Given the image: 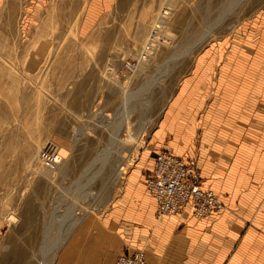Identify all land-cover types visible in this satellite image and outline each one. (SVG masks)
<instances>
[{
  "label": "rangeland",
  "instance_id": "rangeland-1",
  "mask_svg": "<svg viewBox=\"0 0 264 264\" xmlns=\"http://www.w3.org/2000/svg\"><path fill=\"white\" fill-rule=\"evenodd\" d=\"M236 1L0 0V224L27 221L36 241L47 226L53 244L62 219L64 239L101 222L203 56L242 49L264 0ZM163 11L151 56L125 77ZM49 145L54 166L37 161ZM178 159L202 187L197 158Z\"/></svg>",
  "mask_w": 264,
  "mask_h": 264
},
{
  "label": "crops",
  "instance_id": "crops-1",
  "mask_svg": "<svg viewBox=\"0 0 264 264\" xmlns=\"http://www.w3.org/2000/svg\"><path fill=\"white\" fill-rule=\"evenodd\" d=\"M248 27L242 49L203 56L101 222H79L64 239L60 220L54 244L47 226L36 241L27 221L0 224V264H113L137 250L147 264H264V10ZM162 148L197 158L202 187L223 212L201 221L189 210L156 218L144 182Z\"/></svg>",
  "mask_w": 264,
  "mask_h": 264
},
{
  "label": "built area",
  "instance_id": "built-area-1",
  "mask_svg": "<svg viewBox=\"0 0 264 264\" xmlns=\"http://www.w3.org/2000/svg\"><path fill=\"white\" fill-rule=\"evenodd\" d=\"M161 14L162 20H158L151 28L138 60L125 64L123 71L125 77L133 75L138 65L151 56L156 36L161 32L167 12L163 11ZM61 160L58 149L52 145L37 155V161L47 166L59 164ZM145 187L156 203L158 218L181 215L189 210L194 219L202 220L221 207L216 195L198 184L196 177L191 173L190 166L166 152L156 155L150 176L145 180ZM114 264L147 263L144 252L137 250L131 254L118 256Z\"/></svg>",
  "mask_w": 264,
  "mask_h": 264
},
{
  "label": "bare ground",
  "instance_id": "bare-ground-1",
  "mask_svg": "<svg viewBox=\"0 0 264 264\" xmlns=\"http://www.w3.org/2000/svg\"><path fill=\"white\" fill-rule=\"evenodd\" d=\"M234 1H235V3L237 2L236 0H233V2H234ZM232 4H233V3H232ZM230 7H231V6H230ZM223 10H224V9H223ZM222 18H224V17L222 16ZM219 22H220V21H219ZM216 23H218V22H216ZM218 24H219V23H218ZM220 24H221V22H220ZM217 26H218V25H217ZM215 27H216V26H215ZM215 27H214V28H215ZM212 28H213V27H212ZM204 35H205V34H204ZM208 35H209V34H208ZM208 35H207V36H208ZM204 38H205V37H204ZM204 38H203V39H204ZM200 40H201V39H200ZM198 43H199V42H198ZM192 49H193V48H191L190 51H192ZM185 56H186V55H185ZM157 82H158V81H157ZM158 83H159V82H158ZM124 112H125V111H124ZM106 154H107V155H106ZM103 155H104V154H103ZM108 157H109V152H106L105 155L103 156V162H102V165H105V162L108 160ZM73 216H75V215H73ZM63 217H64V216H63ZM71 217H72V216H71ZM64 218H65V217H64ZM62 220H64V219H62ZM59 224L61 225V222H60ZM62 225H63V224H62ZM62 231H63V230H62ZM61 233H64V232H60V235L62 236ZM56 239H57V238H56ZM60 240H61V239H60ZM66 242H67V241H66ZM61 243H62V242H61ZM53 244H54V243H53ZM58 244H59V243H58ZM63 244H65V243L63 242ZM43 247H44V245H43ZM43 247H42V248H43ZM59 247H60V246H59ZM44 248H45V247H44ZM44 248H43V249H44ZM43 249H42V250H43ZM47 249H48V248H47ZM47 249H46V250H47ZM58 249H59V248H58ZM46 250H45V251H46ZM51 250H52V249H51ZM54 250H55V249H54ZM43 251H44V250H43ZM56 251H57V250H56ZM46 252H47V251H46ZM50 252H51V251H50ZM52 252H53V251H52ZM42 255H44V253H42ZM42 255H41V256H42ZM41 256H40V257H41ZM54 257H55V256H54ZM44 258H45V257H44ZM44 258H43V259H44ZM46 258H47V257H46ZM43 262H45V261H43ZM41 264H42V260H41ZM43 264H44V263H43ZM52 264H53V263H52Z\"/></svg>",
  "mask_w": 264,
  "mask_h": 264
}]
</instances>
